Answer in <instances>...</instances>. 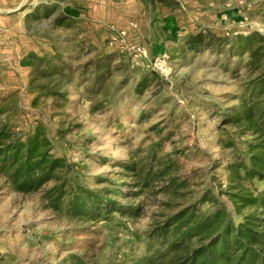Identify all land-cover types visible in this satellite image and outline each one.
Segmentation results:
<instances>
[{
  "label": "trees",
  "instance_id": "trees-1",
  "mask_svg": "<svg viewBox=\"0 0 264 264\" xmlns=\"http://www.w3.org/2000/svg\"><path fill=\"white\" fill-rule=\"evenodd\" d=\"M149 1L156 9L180 6L174 0ZM59 8L55 3L42 5L33 16L49 18ZM259 8L264 21V0H259ZM78 16L76 10L65 8L54 24L72 29ZM164 29L172 41H179V29ZM181 42L191 53L206 52L224 62L240 89L231 97L235 105L223 113L218 130L226 148H235L233 137L248 141L242 143V155L226 167L228 182L217 193L206 191L195 197L189 190L191 179L179 175L177 153H164L165 139L150 140L147 147L142 143L130 153V159L117 163L118 171L110 175L114 179L100 177L102 187H88L83 183L85 168L54 152L43 122L19 130L15 123L17 95L0 100V191L39 193L45 210L73 223L67 237L94 239L79 247L64 245L62 251L67 255L57 264H264V35L253 32L225 37L199 31L186 34ZM89 46L90 53L95 54L85 60L82 54L67 58L58 50L52 56L32 59L30 55L26 59L33 109L49 102L50 110L59 112L68 104L70 90L76 88L81 99L92 103L93 112L100 111L130 85L129 69L118 59V53ZM82 48L73 45V51ZM148 78L140 80L135 94L145 90ZM165 130L167 126L151 132ZM58 135L64 137L66 131L59 129ZM156 206L142 254L101 257L100 228L95 230L96 225L119 216L141 218L147 208ZM24 262L19 263L16 254H0V264Z\"/></svg>",
  "mask_w": 264,
  "mask_h": 264
},
{
  "label": "rangeland",
  "instance_id": "rangeland-1",
  "mask_svg": "<svg viewBox=\"0 0 264 264\" xmlns=\"http://www.w3.org/2000/svg\"><path fill=\"white\" fill-rule=\"evenodd\" d=\"M66 1L55 0L60 8L49 18L23 19L14 28V34L9 35L10 47L22 43L33 48L32 59L52 56L55 50L67 58L82 54L85 60L94 55L90 53L92 41L83 36V22L78 20L72 29L54 24ZM174 1L180 6L172 10L161 6L153 8L149 0H139L137 5L123 0V15L128 10L129 19L121 20L123 26L115 30L103 29L107 35L101 37L103 40L97 46L101 52L118 53V59L129 69L127 75L130 77V85L103 110L93 112L92 103L81 99L80 90L76 88L70 90L69 102L59 112H52L49 102L33 109L32 95L22 84L27 83V78L17 66L22 52L11 50L8 53L10 62H5L6 68L0 67V100L18 96L19 113L15 123L19 130L26 131L35 127L36 122H43L48 127L54 152L85 168L83 183L88 187H102L98 183L100 177L114 179L115 176L110 175L118 171L117 163L130 159V153L142 143L144 147L149 146L150 140L165 139L164 153H177L179 175L191 179L189 190L195 192V197L206 191L217 193L224 189L229 179L226 167L242 155V143L248 138L233 137L235 148H226L220 142L223 136L218 130L223 113L235 105L231 97L240 93L238 84L224 62L206 52L191 53L181 41L186 34L199 31L225 37L246 36L253 32L264 35L259 0ZM137 24L136 35L125 32ZM165 26L179 29V41L171 40ZM73 45L83 48L73 51ZM162 59L167 60L164 74L155 66ZM8 69L14 75H9ZM152 74L157 78L152 79ZM144 76L149 77L146 79L149 84L143 92L135 94L136 86ZM121 77L118 76L117 81ZM119 123L121 128L117 127ZM166 126L168 130L163 133L151 132ZM59 129L66 131L64 137L58 135ZM156 211L158 206L147 208L141 218L119 216L96 225L95 230L100 228L98 247L101 257L142 254L145 233L150 229ZM72 225L45 210L37 192L22 195L0 191L2 255L16 254L19 263L25 261L23 264H57L67 255L62 251L64 245L74 243L79 247L94 241L87 236L67 237L66 231L72 229ZM82 225L89 226H79Z\"/></svg>",
  "mask_w": 264,
  "mask_h": 264
},
{
  "label": "crops",
  "instance_id": "crops-1",
  "mask_svg": "<svg viewBox=\"0 0 264 264\" xmlns=\"http://www.w3.org/2000/svg\"><path fill=\"white\" fill-rule=\"evenodd\" d=\"M131 4H136L139 0H127ZM55 3V0H0V40L2 41L0 52V67L6 68L5 62H10L11 57L8 53L12 51L22 52L20 63L17 65L24 73L27 78V83L22 82L23 87L26 88L28 85V76L30 68L25 66L24 62L34 52L33 48H27L26 45L13 44L10 47L9 35L14 34V28L23 19L34 17L35 10L42 4ZM123 0H67L65 4L61 5L62 11L65 8H71L76 10L79 14L78 20L83 22L85 29L83 30V36L89 38L92 43L97 46L101 44L103 36L107 33L103 30L108 28L115 30L116 27L123 26L121 20L129 19V11L126 10V15H123ZM33 14L31 15L30 13ZM129 25V21L126 26ZM139 27V24L135 25L130 29H126V33H135ZM8 37V38H7ZM102 37V38H101ZM127 38V35L125 36ZM6 39V42L4 41ZM4 41V42H3ZM3 44V45H2ZM100 48V46H97ZM5 53V54H4ZM16 57H14L15 59ZM0 68V69H1ZM7 72L9 75H14L10 69ZM20 84V83H19Z\"/></svg>",
  "mask_w": 264,
  "mask_h": 264
},
{
  "label": "built area",
  "instance_id": "built-area-1",
  "mask_svg": "<svg viewBox=\"0 0 264 264\" xmlns=\"http://www.w3.org/2000/svg\"><path fill=\"white\" fill-rule=\"evenodd\" d=\"M155 66L161 70V72L164 74V72H166V66H167V60L166 59H162V60H158L155 63ZM165 68V69H163Z\"/></svg>",
  "mask_w": 264,
  "mask_h": 264
}]
</instances>
